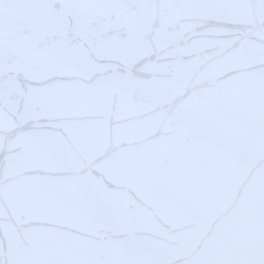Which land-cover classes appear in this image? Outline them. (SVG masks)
<instances>
[{"label":"snow or ice","instance_id":"obj_1","mask_svg":"<svg viewBox=\"0 0 264 264\" xmlns=\"http://www.w3.org/2000/svg\"><path fill=\"white\" fill-rule=\"evenodd\" d=\"M0 264H264V0H0Z\"/></svg>","mask_w":264,"mask_h":264}]
</instances>
